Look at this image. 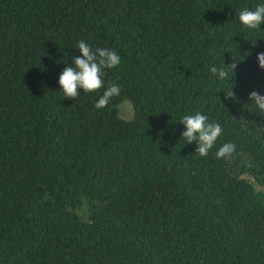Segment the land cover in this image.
<instances>
[{
  "label": "trees",
  "instance_id": "1",
  "mask_svg": "<svg viewBox=\"0 0 264 264\" xmlns=\"http://www.w3.org/2000/svg\"><path fill=\"white\" fill-rule=\"evenodd\" d=\"M259 4L0 0V264H264V24L239 21ZM80 40L121 57L106 108L60 89ZM196 112L223 128L206 157Z\"/></svg>",
  "mask_w": 264,
  "mask_h": 264
},
{
  "label": "clouds",
  "instance_id": "2",
  "mask_svg": "<svg viewBox=\"0 0 264 264\" xmlns=\"http://www.w3.org/2000/svg\"><path fill=\"white\" fill-rule=\"evenodd\" d=\"M239 21L247 29H260L264 24V4L256 5L254 10L244 8L239 12ZM255 45V42H253ZM77 49L80 56L72 57V64L66 66L59 76L60 89L64 98L75 100L80 96V90L85 94L97 92L105 88V70L116 68L121 63L120 55L110 48L93 49L84 40L78 41ZM258 66L264 69V52L257 53ZM237 65L232 63L224 68L211 66L209 71L218 75L220 79L228 76V68L236 69ZM120 86L108 84L95 104L96 109L106 108L112 98L120 95ZM235 94L229 92L226 99L232 98ZM248 99L261 111L264 112V95L257 91L249 93ZM180 123L185 127L181 136L185 138L187 144L195 142L197 144L196 153L201 157H206L214 147L218 138L223 134L222 126L217 122H210L209 117L200 112L191 115H184ZM236 151V145L231 142L224 143L215 153L218 159L230 157Z\"/></svg>",
  "mask_w": 264,
  "mask_h": 264
},
{
  "label": "rangeland",
  "instance_id": "3",
  "mask_svg": "<svg viewBox=\"0 0 264 264\" xmlns=\"http://www.w3.org/2000/svg\"><path fill=\"white\" fill-rule=\"evenodd\" d=\"M121 116L125 119H131L134 115V108L132 104L129 101H125L121 105ZM244 177H246L254 186L256 189H259V186L256 184L254 179L250 176H248L246 173L242 174Z\"/></svg>",
  "mask_w": 264,
  "mask_h": 264
}]
</instances>
